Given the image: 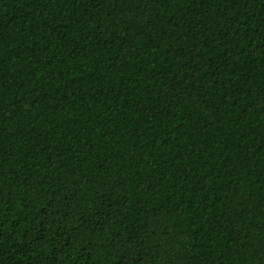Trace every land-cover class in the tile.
<instances>
[{
  "label": "trees",
  "instance_id": "trees-1",
  "mask_svg": "<svg viewBox=\"0 0 264 264\" xmlns=\"http://www.w3.org/2000/svg\"><path fill=\"white\" fill-rule=\"evenodd\" d=\"M0 264H264V0H0Z\"/></svg>",
  "mask_w": 264,
  "mask_h": 264
}]
</instances>
